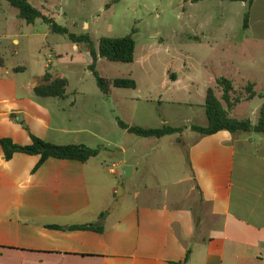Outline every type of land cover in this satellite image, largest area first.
<instances>
[{
    "label": "crops",
    "instance_id": "obj_1",
    "mask_svg": "<svg viewBox=\"0 0 264 264\" xmlns=\"http://www.w3.org/2000/svg\"><path fill=\"white\" fill-rule=\"evenodd\" d=\"M261 3L264 0H256L251 9L249 32L256 43H264V16L258 12ZM46 27L48 37L53 32ZM6 29L0 28V264H185L189 250L191 258L186 264H264V138L228 131L201 136L190 129L208 125L206 96L216 77L195 80L184 66V76L169 69L161 84L150 72L141 79L129 75L137 88L112 87L108 96L99 87L70 90V79L63 72L69 70L68 63L74 62L75 56H83L79 44L72 42L71 48L65 40L54 47L48 44L43 70L32 72L9 61L18 57L14 46H20L21 41L16 32L7 35ZM84 53L89 58L88 71L90 53ZM38 55H34L36 64ZM54 60L63 67L53 66ZM237 70L240 74L239 67ZM47 72L67 80L64 98L36 95L39 79ZM244 76L256 79L250 69ZM256 87L255 98H260ZM154 100L193 110L188 121L191 125L179 123L181 117L174 118L177 108L161 114L162 127L187 128L170 136L190 139L187 155L192 203L159 204L140 199L141 192L133 190L129 193L137 200L133 205L124 211L111 210L103 218L107 206L101 202L99 188L107 164L103 155L112 144L106 137L108 125L122 129L116 120L119 117L139 126L134 121L136 107ZM239 104L230 116L256 124L259 117L254 122L235 114ZM246 109L247 115L250 104ZM255 113L258 115L252 110ZM31 136L58 145H85L99 153L86 163L50 158L36 170L38 155L17 152L5 159L2 139L29 146ZM119 150L128 153L125 148ZM131 167L133 177L136 172ZM89 223L102 225L103 233L69 229Z\"/></svg>",
    "mask_w": 264,
    "mask_h": 264
},
{
    "label": "rangeland",
    "instance_id": "obj_2",
    "mask_svg": "<svg viewBox=\"0 0 264 264\" xmlns=\"http://www.w3.org/2000/svg\"><path fill=\"white\" fill-rule=\"evenodd\" d=\"M31 4L70 32L89 34L95 48H98L103 37L120 38L135 31V62L124 64L101 59L97 66L100 76L113 80L134 75L141 79L150 72L161 84L167 70L172 69L171 72L176 71L184 76L186 73L181 69L186 66L188 75L194 79L207 81L210 77H225L231 80L234 88L231 101L240 100L236 103H240V107L234 110L235 114L249 117L254 122L258 119L260 110L257 109L264 99L257 97L250 103L246 97L251 84H254L253 90L258 85L257 92L264 95V43L253 41V34L244 29L245 3L228 0H31ZM258 12L264 16V3L258 6ZM0 28H7V35L16 32L21 41L20 46H14L7 38L9 45L19 52L18 57L9 61L28 67L32 72L43 70L44 55L49 53L48 44L53 46L65 40L72 47V42L62 35L51 33L45 37L47 27L42 20H38L36 25H28L19 19L18 10L6 0H0ZM12 28L17 30L13 31ZM79 46L83 56H75L76 60L68 63L69 70L63 72L70 79L69 89H98L95 77L87 71L89 58L84 52H89L90 47L86 44ZM36 53H40L37 64L34 62ZM251 60L253 64L244 65ZM53 66L63 67L57 60H54ZM237 67L241 70L240 74ZM249 69L256 79L248 80L244 76ZM80 77L84 78L82 82L79 81ZM212 87L222 100V88L216 81ZM222 103L227 108L223 100ZM249 104L250 110L246 115ZM176 108L178 113L174 118L177 120L181 117L179 123L191 125L193 122L188 121L193 117V110L184 105H161L157 100L140 102L134 121L140 127L160 128L161 114ZM252 110L258 111V115H253ZM197 112L200 114L199 108ZM253 136L264 138V135L256 133ZM106 137L112 144L104 152L107 164L100 176L99 195L101 202L107 206L103 218L111 210L124 211L133 205L137 201L129 195L133 190L141 192L140 199H152L159 204L192 203L188 181L191 170L187 155L190 139L183 135L180 138H141L111 124L108 125ZM121 147L128 153L123 155L119 150ZM126 166H133L136 172L130 179L124 173ZM111 169L115 174L110 173ZM120 186L123 194L125 192L123 197L117 196ZM114 189L116 192L113 194Z\"/></svg>",
    "mask_w": 264,
    "mask_h": 264
},
{
    "label": "trees",
    "instance_id": "obj_3",
    "mask_svg": "<svg viewBox=\"0 0 264 264\" xmlns=\"http://www.w3.org/2000/svg\"><path fill=\"white\" fill-rule=\"evenodd\" d=\"M13 8L18 10L19 18L25 21L28 25L35 24L37 20H42L50 27V30L55 34L66 36L71 42L76 44H86L90 47L89 57L91 63L89 70L95 76L97 86L106 96L110 94L111 88L119 89H136L137 82L132 78H116L108 80L100 76L97 71V63L99 59H106L110 62L131 64L135 61L136 40L133 31L131 34L120 38L103 37L100 39L99 46L96 49L93 46L92 39L89 34H76L69 31L68 28L59 25L53 18L46 17L39 9L31 4V0H6ZM118 1V0H115ZM232 2H242L246 4V13L244 16V29L250 28L251 9L256 0H228ZM218 86L222 88V100L227 104L224 107L213 87H209L206 96V115L208 125L190 127L191 131L200 134L201 136H209L220 131H228L232 134L237 133H256L264 134V104L259 111V120L256 124H252L250 120H239L230 116V110L240 100L231 101V93L233 92L232 81L221 77L216 80ZM68 82L54 73L47 72L39 79V83L35 88V93L39 97H54L64 98L67 91ZM254 84L248 86L246 100H253L257 93L253 90ZM264 98V95H260ZM117 123L120 128L141 138H156L161 139L166 136L182 134L187 128L163 126L160 128H144L140 126L129 125L122 119L117 117ZM32 143L29 146H19L13 143L12 140L4 138L1 140V145L4 149L5 159L10 160L17 152L28 155L40 156V161L37 164L38 169L44 162L50 158L77 160L83 163L89 159L96 157L99 153L97 149L89 148L85 145H58L44 141L38 137L31 136ZM50 228L63 229L61 226H49ZM73 230H89L103 233L104 227L98 223H89L83 225H75L69 228ZM191 250H189L185 259V264L190 261ZM175 264V263H172ZM181 264V263H176Z\"/></svg>",
    "mask_w": 264,
    "mask_h": 264
},
{
    "label": "water",
    "instance_id": "obj_4",
    "mask_svg": "<svg viewBox=\"0 0 264 264\" xmlns=\"http://www.w3.org/2000/svg\"><path fill=\"white\" fill-rule=\"evenodd\" d=\"M132 172H133V168H132V167L126 166V167L124 168L125 176H126L128 179H130V178L132 177ZM119 192H120V194L118 193L117 196L120 197L121 195H123V190H122V187H121V186L119 187Z\"/></svg>",
    "mask_w": 264,
    "mask_h": 264
},
{
    "label": "built area",
    "instance_id": "obj_5",
    "mask_svg": "<svg viewBox=\"0 0 264 264\" xmlns=\"http://www.w3.org/2000/svg\"><path fill=\"white\" fill-rule=\"evenodd\" d=\"M112 172H114V171H112Z\"/></svg>",
    "mask_w": 264,
    "mask_h": 264
}]
</instances>
